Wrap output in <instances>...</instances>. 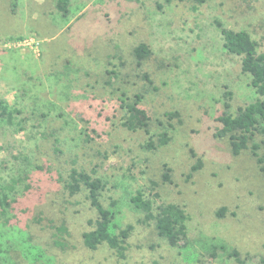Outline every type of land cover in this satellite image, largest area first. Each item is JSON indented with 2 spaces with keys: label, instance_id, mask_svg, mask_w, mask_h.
Segmentation results:
<instances>
[{
  "label": "rangeland",
  "instance_id": "obj_1",
  "mask_svg": "<svg viewBox=\"0 0 264 264\" xmlns=\"http://www.w3.org/2000/svg\"><path fill=\"white\" fill-rule=\"evenodd\" d=\"M71 1L79 21L68 30L56 16L54 0H20L15 12L11 0H0V96L21 104L25 116L35 109L47 113L44 131L60 130L64 141V154L58 156L37 130L14 134L0 127V173L7 176L20 153L40 165L52 164L55 171L69 167L73 158L88 170L96 169L108 183L109 195L121 202V224L136 227L125 264H185L176 249L158 240L152 226L139 222L141 214L127 207L131 193L150 187L151 181L158 184L162 201L178 204L197 218L203 237L260 264L264 173L250 150L234 156L228 138L209 140L205 132L225 109L226 90L234 95L232 111L249 103L253 93L239 58L224 52L215 20L227 28L248 29L264 46V0H204L202 5L173 0L162 10L153 0ZM141 44L148 49L138 70L133 49ZM67 59L80 70L69 79L57 78ZM107 70L120 74L111 84ZM120 89L130 96L144 94L143 108L153 131L159 121L170 122L167 113H178L166 146L145 151L141 145L146 134L122 126ZM84 117L98 131L91 141L80 136ZM35 119H41L37 112ZM199 160L202 167L191 174ZM166 166L171 182L164 179ZM50 176L40 177L36 192L22 198V221L24 226L30 222L33 239L23 226L9 233L0 228L5 264H116L107 248L85 250L81 234L90 229L94 211L86 200L78 207L75 200L69 204ZM222 207L227 213L219 220L216 213ZM36 216L43 222L34 225ZM44 217L68 222L70 248L53 246V236L42 230ZM221 223L227 227L215 234L213 227ZM155 243L160 246L150 248ZM39 250L44 255L37 261L34 251Z\"/></svg>",
  "mask_w": 264,
  "mask_h": 264
},
{
  "label": "trees",
  "instance_id": "obj_2",
  "mask_svg": "<svg viewBox=\"0 0 264 264\" xmlns=\"http://www.w3.org/2000/svg\"><path fill=\"white\" fill-rule=\"evenodd\" d=\"M20 0H11L12 10L15 12L19 7ZM154 7L162 10L165 4H170L173 0H153ZM184 1V0H181ZM202 5L204 0H191ZM56 16L61 17L64 25L71 30L79 17L72 7L71 0H54ZM197 6L194 9L197 10ZM83 13L80 15L82 16ZM75 20V21H74ZM215 24L220 32L223 42L224 52L230 56L239 58L241 61L242 74L247 77L248 84L252 93V99L244 107H239L232 111L231 100L233 92L226 90L224 93V110L214 118V124L207 126L206 136L209 140L228 138L231 151L234 156H239L243 151L250 150L256 159L260 170L264 173V46L260 40L255 38L248 29L227 28L224 24L215 20ZM145 44L138 45L133 49V55L136 60L137 69L143 68V63L147 57ZM121 59V56L115 55ZM110 64H113L110 62ZM80 70L72 66L70 59H67L61 72H57V78L66 77L77 73ZM110 77L107 84H111L113 78L120 76L117 71L107 70ZM143 78L151 85L153 82L145 73ZM114 86V85H111ZM119 106L122 111V126L130 132H144L146 134L145 143L141 148L145 151H156L166 146L172 139L171 130L173 125L171 120L178 117V113L170 112L165 116L169 118L168 124L163 121L158 122V129L153 131L152 119L146 109L143 108L144 94L137 93L130 96L128 92L120 89L118 97ZM22 105L17 101L11 104L4 97L0 96V127L4 131L8 130L14 134H20L29 131L31 134L37 130L44 140H48L54 147L56 155H63V139L60 136V130L46 132L47 113L40 109L32 111L31 116H25ZM36 112L41 119L36 118ZM84 124L83 133L80 136H86L87 140H92V134H98L94 123L86 120L85 117L80 119ZM38 121V123H36ZM206 121V118H205ZM41 130H43L41 132ZM209 130V131H208ZM208 133V135H207ZM33 138H37L35 135ZM17 164L10 173L5 176L0 173V228L6 232H11L19 226L26 228L29 239H33L31 234L30 222L24 226L22 221L23 211L20 209L22 198H28L36 192L38 183L46 174L51 175L59 186L56 192L61 193L71 204L78 207L84 204L85 200L89 202L94 211V218L89 219L87 228L81 234V242L85 250L94 253L103 248L113 251L117 258L116 264H125L130 250V240L135 232V225L127 224L124 226L120 222L122 205L118 198L109 195L111 189L108 183L100 177L96 169L88 170L85 166L79 165L77 159H72L69 167L52 169V164L40 165L34 162L33 158L20 153L17 157ZM202 167V160L193 166L194 174ZM56 172V173H55ZM171 169L166 166L164 179L171 182ZM56 178V179H55ZM158 184L151 181L148 188L139 189L136 193H131L128 202V208L142 215L139 222L142 225L153 227L159 241L176 249L185 264H251L248 258L236 249L230 248L223 242L211 241L203 237L200 229L201 223L197 218L188 213V211L173 203H166L161 200L160 194L156 191ZM227 209L222 207L216 213L219 220L225 219ZM42 217L33 218V224L37 225L43 222ZM60 219V218H57ZM46 224L43 225V231H48L53 236V246L66 250L70 248L68 237L71 232L66 220L48 219L44 217ZM218 224V223H217ZM225 224V223H224ZM223 223L214 226L216 233L226 228ZM222 228V229H220ZM220 229V230H219ZM26 242V241H25ZM160 246L155 243L150 246L154 249ZM37 247V246H36ZM30 248V246H29ZM38 249V248H34ZM35 260L40 261L43 258L42 251L37 254L35 251ZM6 250L4 243L0 241V264H5ZM260 264H264V257L261 258Z\"/></svg>",
  "mask_w": 264,
  "mask_h": 264
}]
</instances>
